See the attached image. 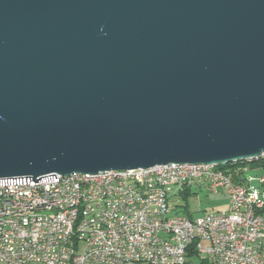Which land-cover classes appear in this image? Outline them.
<instances>
[{
    "label": "water",
    "instance_id": "water-1",
    "mask_svg": "<svg viewBox=\"0 0 264 264\" xmlns=\"http://www.w3.org/2000/svg\"><path fill=\"white\" fill-rule=\"evenodd\" d=\"M264 152V0H0V181Z\"/></svg>",
    "mask_w": 264,
    "mask_h": 264
},
{
    "label": "built area",
    "instance_id": "built-area-1",
    "mask_svg": "<svg viewBox=\"0 0 264 264\" xmlns=\"http://www.w3.org/2000/svg\"><path fill=\"white\" fill-rule=\"evenodd\" d=\"M257 157L264 163V152ZM263 172L247 163L226 172L168 164L0 181V264H264V188L252 185L264 187ZM193 187L225 191L228 208L170 217ZM39 201L70 203L71 211L39 210ZM30 211L44 219H29Z\"/></svg>",
    "mask_w": 264,
    "mask_h": 264
},
{
    "label": "rangeland",
    "instance_id": "rangeland-1",
    "mask_svg": "<svg viewBox=\"0 0 264 264\" xmlns=\"http://www.w3.org/2000/svg\"><path fill=\"white\" fill-rule=\"evenodd\" d=\"M250 174L256 176L259 173L252 170L250 171ZM252 185L259 190L264 188L259 181H254ZM191 194L192 195L189 197L187 204L183 200L179 201L180 204H178V202L174 203L176 207L170 217L185 215L187 209L194 217L201 215L203 212H217L227 209L229 197L225 191L214 193L207 188L197 189L196 187H193Z\"/></svg>",
    "mask_w": 264,
    "mask_h": 264
},
{
    "label": "bare ground",
    "instance_id": "bare-ground-1",
    "mask_svg": "<svg viewBox=\"0 0 264 264\" xmlns=\"http://www.w3.org/2000/svg\"><path fill=\"white\" fill-rule=\"evenodd\" d=\"M248 162L247 169H254V167L262 166L264 170V163H262V157H254L253 162H250V159L246 160ZM244 162V161H243ZM217 172H225L220 170L219 165H217ZM39 210H52L53 214H64L71 211L70 203H62L57 206H53L52 201H39L38 202ZM29 219H44V211H30ZM12 221H20V213L12 212ZM0 224H6V215L0 213Z\"/></svg>",
    "mask_w": 264,
    "mask_h": 264
},
{
    "label": "trees",
    "instance_id": "trees-1",
    "mask_svg": "<svg viewBox=\"0 0 264 264\" xmlns=\"http://www.w3.org/2000/svg\"><path fill=\"white\" fill-rule=\"evenodd\" d=\"M244 163H247V166H248V162L244 161V162H238V163L224 164V165L219 166V168H220V170H223L225 172L226 171H232V170H235V169L243 166ZM191 195H192L191 194V190L190 189H186L184 192H182L180 200H183L187 204L188 203V199H189V197ZM185 206H187V205H185ZM185 215L188 216L191 219L195 218L188 209L186 210Z\"/></svg>",
    "mask_w": 264,
    "mask_h": 264
},
{
    "label": "crops",
    "instance_id": "crops-1",
    "mask_svg": "<svg viewBox=\"0 0 264 264\" xmlns=\"http://www.w3.org/2000/svg\"><path fill=\"white\" fill-rule=\"evenodd\" d=\"M228 206H229V202H228ZM228 206H227V208H228Z\"/></svg>",
    "mask_w": 264,
    "mask_h": 264
}]
</instances>
